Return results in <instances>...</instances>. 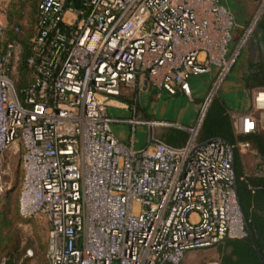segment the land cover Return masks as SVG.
I'll use <instances>...</instances> for the list:
<instances>
[{
	"label": "built area",
	"instance_id": "obj_1",
	"mask_svg": "<svg viewBox=\"0 0 264 264\" xmlns=\"http://www.w3.org/2000/svg\"><path fill=\"white\" fill-rule=\"evenodd\" d=\"M4 7L0 0V197L10 185L8 151L19 152V211L48 219V264H179L190 250L247 237L229 143L200 140L198 118L183 146L156 140L135 148L113 131L122 120L103 99L139 82L191 98L194 76L216 65V80L224 77L233 27L225 6L40 0L26 60L34 79L20 91ZM251 93L249 110L229 111L236 135L264 129V88ZM237 147L243 153L251 144Z\"/></svg>",
	"mask_w": 264,
	"mask_h": 264
},
{
	"label": "trees",
	"instance_id": "obj_2",
	"mask_svg": "<svg viewBox=\"0 0 264 264\" xmlns=\"http://www.w3.org/2000/svg\"><path fill=\"white\" fill-rule=\"evenodd\" d=\"M39 2L40 0H11L7 9L4 7L6 10H4L5 40L16 43L18 47L11 77L19 91L34 79V69L26 60L32 54V38L38 31ZM236 68H239V62L233 66L231 74ZM242 78L247 88H264L262 66L258 69L252 66ZM167 131L161 141L171 146H175L182 139L184 144L187 142L185 131L176 128H170ZM199 138L200 140L220 138L233 147L236 192L245 217V229L248 233L245 238H226L216 245L221 253L219 264H263L254 244L257 245L264 257V131L236 135L226 103L216 98L206 111ZM238 141L250 142L251 148L256 151L258 163L252 174L246 172L244 159L237 147ZM7 223L8 217L5 210L3 215L1 213L0 224V234L4 239L3 232L4 228L8 226ZM7 241L13 247L8 251L9 259L6 264H17L16 262L26 251V248L22 252L20 251V239L15 233L10 235Z\"/></svg>",
	"mask_w": 264,
	"mask_h": 264
},
{
	"label": "rangeland",
	"instance_id": "obj_3",
	"mask_svg": "<svg viewBox=\"0 0 264 264\" xmlns=\"http://www.w3.org/2000/svg\"><path fill=\"white\" fill-rule=\"evenodd\" d=\"M195 1V0H194ZM207 2V0H205ZM212 1V0H211ZM232 1V0H231ZM11 0H4L5 9H7L9 3ZM259 9L256 10L254 13V16L259 17V20L263 18L264 16V10L261 12L262 8H264V0H259ZM231 4V3H230ZM238 8L239 11L243 12L241 9V3L238 2ZM260 10V11H259ZM6 11V10H5ZM238 16V15H236ZM239 17V16H238ZM255 18V19H256ZM255 21V20H254ZM252 24V23H251ZM250 24V25H251ZM249 25V26H250ZM254 25V24H253ZM252 25V27H253ZM245 26V28L242 30L241 26L238 24H234L233 27L230 29L231 33V40L228 43V54L227 59L230 60V69L227 70L224 77L219 78L216 80L218 82L217 84V90H215L213 99L210 101V104L212 101L216 98H219L221 101L228 103L231 98L236 94L234 89L230 86V81L233 79L235 73H237V70L241 72V74L244 73L245 70H248L251 66V61L249 58H247L246 61H242V65L239 66V68L234 70V73L230 74L229 78H227L228 73L230 70L235 66L237 62H241L243 57V52H246V54L249 56V50L251 48V37L252 33L248 34V31L251 30V27ZM254 31V30H253ZM220 47L219 45L217 46ZM242 55V56H241ZM240 58V60H239ZM257 60L260 61V57H255ZM255 60V59H254ZM255 60V61H257ZM233 62V63H232ZM252 65V64H251ZM216 66V65H215ZM249 67V68H248ZM219 68V67H218ZM223 70V69H222ZM220 73V68L218 69V76ZM208 75V74H206ZM206 75H199L197 77V80L206 82L207 79L205 78ZM211 85L205 100L208 96V94L212 93V88L214 87V82ZM145 84L136 85L132 89L130 94L127 95L123 93L125 96L129 98V104L133 108L134 111L139 112V100L140 95L145 90L149 89L150 86ZM206 90L203 94V96L206 94ZM122 91L118 95H123ZM103 99L108 105V113L112 118L115 119H121L122 121H115L112 123V128L119 137V139L122 140V142L126 143L127 145H133L138 148L144 147L150 140V128L143 124H136L131 125L126 120H128L130 117H132L133 111L128 110L129 106H121L118 104V100H116L115 97L110 96H103ZM204 100V99H203ZM205 100L203 101L205 103ZM167 101H169V105L166 104L165 99L159 100V101H153V102H144L142 106L146 107V114L147 116H155L157 119H167L171 121H184L183 118L190 117L191 111L195 112L196 118H200L202 123L205 118V115L201 116V106L202 103L197 105V107L193 108V103L190 102L186 97H169L167 98ZM175 103V104H173ZM208 105V107L210 106ZM207 107V109H208ZM207 111V110H206ZM206 113V112H205ZM264 115L261 114V117ZM139 119V118H136ZM196 122V119H195ZM201 123V125H202ZM201 128V126H200ZM200 128H199V135H200ZM189 132V131H188ZM242 157L244 159V163L246 165V170L250 173H254V169L256 167V164L258 163L256 152L250 148L242 153ZM9 158L7 160H10V186H12L14 183H18L16 189L14 191L9 192L7 191L0 197V224H1V213L7 212L8 217V226L4 228V236L5 239L0 234V264H2L3 260H6V262L9 259L8 251L13 246L9 245L8 238L10 235L15 233L17 235V238L20 239V251L24 248H26V251L20 256L17 264H48V259L46 256V250H47V241H48V234H49V221L48 219L43 215H34L31 217H25L23 216L19 211V195H20V186H21V178H22V171L19 167L20 162V153L17 152L16 154H12V151H8ZM4 219V217L2 216ZM31 249L33 251V255L28 254V250ZM221 259V253L218 249V246H211L203 249H196V250H190L186 253L184 259L179 264H219ZM113 264H119L118 261H116Z\"/></svg>",
	"mask_w": 264,
	"mask_h": 264
},
{
	"label": "crops",
	"instance_id": "obj_4",
	"mask_svg": "<svg viewBox=\"0 0 264 264\" xmlns=\"http://www.w3.org/2000/svg\"><path fill=\"white\" fill-rule=\"evenodd\" d=\"M239 1L241 3L240 7L243 10V12L239 11V8H238L239 7L238 6L239 5L238 4ZM214 2L219 4V5L225 6L227 8V10L229 11V13L232 16L233 25L236 23V24L240 25L242 30H243L246 25L249 26L252 23L249 27H252V25L254 24L253 25V29L257 30V26L260 23V21H258L259 17L256 18V16H254V13L260 7L259 6V4H260L259 0H232V1L231 0H214ZM263 10H264V8H262L261 12H263ZM236 15H238L239 17L236 16ZM5 23H6V18H5ZM242 55H243V57H242L241 62L239 63V66L242 65V61H246L247 58H249V56L246 54V52H243ZM239 60H240V58H239ZM250 66L252 67L251 64H250ZM218 69H219L218 66H214L211 69V72L200 74V75L208 74L205 77L207 79L206 82L202 81V79L200 81H198L197 77L199 75L194 76L192 78V80H191L192 97L191 98H189L187 96H184V95H181V94L175 95V97H178V96L179 97H186L190 102L193 103L192 110H193V108L197 107V105L200 104V102L203 105V103H204L203 101L205 100V97H206L211 85L213 84L214 79L217 78ZM232 70L233 69H231L230 71L232 72ZM248 70H245L244 73H246ZM231 72L228 73V76H227L226 79L229 78ZM244 73L241 74V72H239V70H237V73H235L233 79H231V81H230V86H231V88L234 89L236 94L233 96V98H231L229 100L228 103H226V106L228 108V112L229 111H239V110L240 111H247V110H249L251 108V104H252V93H251V90L253 88H247L245 86V84L243 83V78L242 77H243ZM140 84L141 83L139 82L138 85H140ZM254 88H263V87H254ZM205 89H207L206 90V94L203 96V94L205 92ZM131 90L132 89H130V87H124L122 89V94L125 93V94L129 95ZM169 97H174V96H170L163 89H160V88L155 87V86H151L149 89L145 90L140 95V100H139L140 108L138 110L139 112H136V111L133 110V108L129 104L130 100H129V98L127 96H125L124 94L120 95V96H115L116 100H118L117 101L118 104H120L121 106L122 105L123 106H125V105L129 106L128 110H132L133 111L132 117H130L128 120L134 119V118H139V120L147 121V122H154V121L158 122V123L160 122L159 124L152 125L153 126V137H151V134H150L149 142H153L152 138H153V140H163L165 135H166V133L168 132L167 130L170 129V128H172V129L176 128V129H181V130L185 131L187 133V140L186 141H188L189 137H190V129L195 127V125L197 123V120H198V118H196V116H195L196 114H195L194 111L189 112L190 113V117L188 116V118H183L184 121L182 120V121L179 122V121H171V120H167V119H157V118H155L154 115L153 116H147L148 115V114H146V110L147 109H146V107L142 106L144 104V102H147V101L148 102L149 101L153 102V101H159V100H163V99H165L166 104L169 105V103H168L169 101H167V98H169ZM173 104H175V103H173ZM201 109H202V106H201ZM107 110H108V105H107ZM261 114H263V113L258 112V115L261 116ZM262 117L264 118V115ZM195 119H196V122H195ZM128 120H126V121L128 122ZM128 123L133 125L130 122H128ZM164 123H168V124H164ZM139 124L146 125L151 130V125H149L147 123H139ZM258 131H264V129L259 127V129L256 132H258ZM183 142H184L183 139L179 140L175 146H181L182 144H184ZM148 143L146 145H148ZM134 147L138 148L136 146H134ZM246 172H247V174H252L253 173V172L250 173L247 170H246Z\"/></svg>",
	"mask_w": 264,
	"mask_h": 264
},
{
	"label": "flooded vegetation",
	"instance_id": "obj_5",
	"mask_svg": "<svg viewBox=\"0 0 264 264\" xmlns=\"http://www.w3.org/2000/svg\"><path fill=\"white\" fill-rule=\"evenodd\" d=\"M251 32L253 33L251 37V48L249 50V60L251 61L252 66H255L257 69L262 66L264 70V16L260 20V23L257 26V30L251 27V30L248 31V34ZM258 56L260 57V61L255 58ZM254 59L257 61H255Z\"/></svg>",
	"mask_w": 264,
	"mask_h": 264
},
{
	"label": "water",
	"instance_id": "obj_6",
	"mask_svg": "<svg viewBox=\"0 0 264 264\" xmlns=\"http://www.w3.org/2000/svg\"><path fill=\"white\" fill-rule=\"evenodd\" d=\"M206 110H207V108H206ZM206 110H204L203 116L206 114V113H205ZM203 116H202V119H203ZM150 131H151V133H150V134H151V137H153V126H151V130H150ZM152 141H156V140H153V138H152ZM20 166H21V162H19V167H20ZM20 169H21V167H20ZM17 185H18V183L16 182V183H14L12 186H10V187L8 188L9 192L14 191V190L16 189ZM242 215H243V213H242ZM243 219H245L244 215H243ZM254 247L256 248V250H257V252H258V254H259V257H260L262 263L264 264V257H263V255H262L260 249L257 247L256 244H254Z\"/></svg>",
	"mask_w": 264,
	"mask_h": 264
},
{
	"label": "bare ground",
	"instance_id": "obj_7",
	"mask_svg": "<svg viewBox=\"0 0 264 264\" xmlns=\"http://www.w3.org/2000/svg\"><path fill=\"white\" fill-rule=\"evenodd\" d=\"M206 110V109H205Z\"/></svg>",
	"mask_w": 264,
	"mask_h": 264
}]
</instances>
